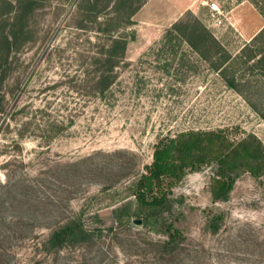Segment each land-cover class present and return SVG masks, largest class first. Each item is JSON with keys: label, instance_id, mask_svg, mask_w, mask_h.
<instances>
[{"label": "rangeland", "instance_id": "1", "mask_svg": "<svg viewBox=\"0 0 264 264\" xmlns=\"http://www.w3.org/2000/svg\"><path fill=\"white\" fill-rule=\"evenodd\" d=\"M146 1L0 0V55L16 39L1 56L0 226L31 229L11 264H264V174H241L225 202L209 193L214 166L164 208L133 197L162 136L229 129L264 145V32L241 43L223 23L239 0L220 14L203 0L167 33L129 19ZM130 35L123 53L111 42ZM69 221L85 240L45 250Z\"/></svg>", "mask_w": 264, "mask_h": 264}, {"label": "trees", "instance_id": "2", "mask_svg": "<svg viewBox=\"0 0 264 264\" xmlns=\"http://www.w3.org/2000/svg\"><path fill=\"white\" fill-rule=\"evenodd\" d=\"M15 1L20 5L19 10L29 9V0ZM139 8L131 12L130 20ZM260 14L263 15L261 12ZM176 27L173 24L167 33L176 31ZM263 32L264 26L251 41L257 40ZM2 38L7 51L0 57H5L9 54L10 39L14 40L15 37L11 34ZM133 39L134 36L130 35L114 38L111 42L114 47L119 46L123 53L127 43ZM3 78L4 72L1 73L0 80ZM101 85L104 86L102 83ZM227 85L232 87L230 82ZM229 132V129L185 130L162 136L153 146L151 163L144 166V172L135 184L133 197L136 203L146 208H164L169 202L172 188L189 173L198 172L204 167L214 166L209 185L213 202L227 201L241 174L248 173L254 178L264 174V145L261 141L253 134H245L235 140L230 137ZM25 212L28 214L30 211ZM29 232L31 229L26 226L17 229L0 226V264H11V250L16 246L15 242L29 238ZM165 234L169 243L183 238L182 233L172 224L165 228ZM87 235L82 225L69 221L51 231L44 247L45 250L59 249L66 244L82 242Z\"/></svg>", "mask_w": 264, "mask_h": 264}, {"label": "crops", "instance_id": "3", "mask_svg": "<svg viewBox=\"0 0 264 264\" xmlns=\"http://www.w3.org/2000/svg\"><path fill=\"white\" fill-rule=\"evenodd\" d=\"M209 1L219 4L218 0ZM199 2L203 0H147L136 12V21L150 27H168L184 12L198 10ZM223 23L232 28L241 43H247L263 28L264 16L249 0H239L225 11Z\"/></svg>", "mask_w": 264, "mask_h": 264}, {"label": "built area", "instance_id": "4", "mask_svg": "<svg viewBox=\"0 0 264 264\" xmlns=\"http://www.w3.org/2000/svg\"><path fill=\"white\" fill-rule=\"evenodd\" d=\"M206 6L208 8V11L210 13L220 14L221 13V7L216 1H209L206 3Z\"/></svg>", "mask_w": 264, "mask_h": 264}]
</instances>
